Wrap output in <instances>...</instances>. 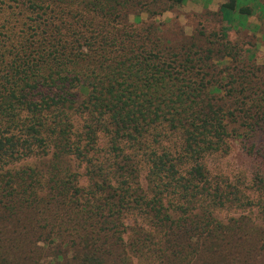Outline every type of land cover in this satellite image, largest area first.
I'll use <instances>...</instances> for the list:
<instances>
[{
  "label": "trees",
  "instance_id": "16d2710c",
  "mask_svg": "<svg viewBox=\"0 0 264 264\" xmlns=\"http://www.w3.org/2000/svg\"><path fill=\"white\" fill-rule=\"evenodd\" d=\"M68 2L0 6V264H130L136 254L192 264L207 252L198 239L223 260L263 253L264 231L251 240L216 221L214 209L247 194L213 181L204 163L234 128L264 136L263 82L222 84L207 71L212 50L129 24L141 0ZM250 187L264 192V173ZM196 205L197 217L182 216ZM256 206L264 217V197ZM133 215L152 230L129 226Z\"/></svg>",
  "mask_w": 264,
  "mask_h": 264
},
{
  "label": "rangeland",
  "instance_id": "374dc122",
  "mask_svg": "<svg viewBox=\"0 0 264 264\" xmlns=\"http://www.w3.org/2000/svg\"><path fill=\"white\" fill-rule=\"evenodd\" d=\"M235 1V10L233 9L231 16L227 17L222 14L221 6L232 5V0H141L143 2L141 5L133 6L126 12V21L139 28L154 29L174 47L197 45L206 55V51L212 50L210 54L212 62L208 63L207 71L213 78L218 80L221 78L222 84H226L231 79L239 81L248 79L263 82L261 88H264V0ZM67 2L68 0H65L63 5ZM1 3L15 4L16 0H0V6L3 5ZM68 3L73 4L70 1ZM24 14L31 15L30 12ZM234 130L232 136L226 139L225 149L208 155L204 163L213 181H218L226 189L225 184L237 185L239 183L240 189L247 194V197L245 196V199L238 205H226L214 209L213 214L216 221L225 228L234 222L237 223L242 228V233L253 240L255 235L264 231V217L260 216L256 206L258 201L264 197V192L250 187L251 183L256 180V175L264 173L259 157L254 152L256 145L259 146L261 140L264 141V136L256 133L254 138L248 139L246 132H243L241 128H234ZM239 131L241 135L236 134ZM253 143H255L254 148L250 146ZM101 154L103 153L98 152L96 155L103 159ZM40 160L36 157L31 162L42 166ZM73 165L75 170L82 173L86 163L83 162L82 166H78L77 162H73ZM139 172L142 189L146 190V172L143 169ZM84 182L85 178L81 176V183ZM199 207L198 205L184 207L185 212L182 216L197 217L201 211ZM168 212L174 217L180 214L179 209H169ZM126 222L131 227L139 224L143 230H152L148 221L138 216L135 218L133 215ZM157 235L159 236L160 233ZM216 235L217 233L208 237L214 241ZM193 240L195 241V238ZM198 240L206 242L207 252H204L203 256L192 258L190 260L192 264H259L260 261L264 262V252L254 253L253 251L250 256L245 257L241 254L223 260L221 256L210 253L214 246L212 243L205 239ZM41 245L43 246L39 244ZM136 255L131 256L130 264H155L152 256ZM47 256L49 258L52 255L39 249L34 253L35 258Z\"/></svg>",
  "mask_w": 264,
  "mask_h": 264
}]
</instances>
